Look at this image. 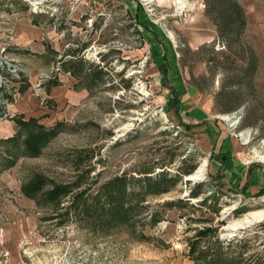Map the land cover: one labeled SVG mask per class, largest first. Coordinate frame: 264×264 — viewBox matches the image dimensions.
<instances>
[{"label":"rangeland","instance_id":"374dc122","mask_svg":"<svg viewBox=\"0 0 264 264\" xmlns=\"http://www.w3.org/2000/svg\"><path fill=\"white\" fill-rule=\"evenodd\" d=\"M28 1L38 0H0V123L11 125L0 129V264H264V215L254 216L264 189L250 195L236 180L241 165L264 172V26L228 46L206 0H125L127 15L80 33L63 9L35 15ZM147 16L177 70L154 63ZM25 20L40 39L25 44L23 64ZM63 41L79 49L62 53ZM177 72L210 96L213 123L184 122L168 87ZM160 172L177 183L137 195L135 180ZM119 179L117 208L130 210L120 223L105 198Z\"/></svg>","mask_w":264,"mask_h":264},{"label":"crops","instance_id":"0c3cea01","mask_svg":"<svg viewBox=\"0 0 264 264\" xmlns=\"http://www.w3.org/2000/svg\"><path fill=\"white\" fill-rule=\"evenodd\" d=\"M242 7V9L245 12V24L246 28L248 29H254V26H264V0H236ZM149 19V17L147 16ZM149 19L147 24H142L141 28H144V32L147 35L148 43H150L149 47L150 49L154 50V53L151 54V57H153L154 63H157V66L164 65V62L168 65L170 62V58L167 56L162 55V49L164 48H170V42L166 39L168 36H165L163 34V30L159 27H155L152 24V20ZM141 22V21H140ZM258 23V24H257ZM18 32H20L19 40L20 43H23L24 45L31 42L34 43V41L40 39V32H38L37 28L34 27L30 20L21 22L18 27ZM144 33V34H145ZM28 45V44H27ZM27 45H25V52H21V56H17V60L23 64H25V53L28 54L29 50ZM35 45H39V43L35 42ZM31 47V46H30ZM32 50V49H31ZM36 50L40 52L41 47H36ZM174 58V57H173ZM172 58V59H173ZM171 67H167L166 70H177V63L169 64ZM22 69L27 70L29 72H32V69L29 66H21ZM23 70V71H24ZM175 85L174 86H168L171 87V92L173 95L172 98L176 97V103L180 106L182 104V111L184 113V122L186 124H189L190 126H198V127H205L206 124L213 123L215 121L214 118H217V116H214L210 113V108L212 105V100L210 99V96H203L201 91L197 89L195 86L192 85H185L182 78L180 77V73L177 72L175 75ZM179 77V78H178ZM65 94V93H64ZM64 94L60 90L51 91V96L54 100H61L64 98ZM67 94V93H66ZM70 95L67 94V97ZM0 129L3 130V132H6L11 129L10 124L6 123H0ZM212 136V135H211ZM207 138V137H206ZM208 140V138H207ZM209 143L211 142L208 140ZM209 148H212L213 145L208 144ZM218 164V163H217ZM219 165V164H218ZM221 165V164H220ZM222 166V165H221ZM229 166V165H228ZM240 166V165H239ZM232 169L235 170V166L231 165L228 167V170H230L232 173ZM238 176H236V180L241 181V185H243L246 181L248 182V190L250 191V195L256 194L259 190L264 189V172L260 171L254 167L249 169V171H246V168H243L242 165L239 167ZM235 177L234 175H231V179Z\"/></svg>","mask_w":264,"mask_h":264},{"label":"trees","instance_id":"16d2710c","mask_svg":"<svg viewBox=\"0 0 264 264\" xmlns=\"http://www.w3.org/2000/svg\"><path fill=\"white\" fill-rule=\"evenodd\" d=\"M205 13L214 21V25H216L217 38L226 42L228 46L233 39L237 38L245 29V12L235 0H206ZM29 121L32 123L34 122L33 119H30ZM49 135H51L49 132L44 131L42 134L38 133L36 142L42 144ZM25 145H27V143ZM5 165L11 166L12 162ZM190 172L191 171H188L187 174ZM135 181L141 186L142 190V192L137 195H145L149 194V192L154 194H164V192L177 183L178 176H171L167 175L165 172H160L155 176L148 175L142 178H137ZM123 182L124 180L119 179L118 183L120 186L118 190L115 192L109 191L105 195L107 201L106 213L110 215V219H115L118 223L127 220L129 214L128 211H130L122 206V208H117L119 204L123 203L127 196V193H125L123 188Z\"/></svg>","mask_w":264,"mask_h":264},{"label":"built area","instance_id":"2783aa9c","mask_svg":"<svg viewBox=\"0 0 264 264\" xmlns=\"http://www.w3.org/2000/svg\"><path fill=\"white\" fill-rule=\"evenodd\" d=\"M46 3L49 5H46ZM30 7L31 13L35 15L50 10V16H54L56 19L58 17L55 16V13L57 14V11H59L58 9L61 8V10L63 9V11L68 13L67 20H65L66 25L73 23V25H75L74 29L78 30L80 33L83 30L94 33L98 23L103 22L104 24V22L113 17L112 11H119L127 15L129 6L125 0H38L30 2ZM134 20L132 19L131 22L136 26ZM64 36V31H62L58 38L63 40ZM62 46V53L69 52L71 48L76 50L79 49L78 46H73L71 43L64 41L62 42ZM85 50L86 49L82 50L81 53Z\"/></svg>","mask_w":264,"mask_h":264},{"label":"bare ground","instance_id":"6f19581e","mask_svg":"<svg viewBox=\"0 0 264 264\" xmlns=\"http://www.w3.org/2000/svg\"><path fill=\"white\" fill-rule=\"evenodd\" d=\"M152 1H153V0H147L148 3H151ZM202 169H203V166L199 167L198 172H197L195 175H192V176L189 177V178H196V177L200 176V174L203 172ZM263 215H264V214H261V213H260V214H257V213L255 214V213H254V216L256 217L257 220H258V219L261 220V218L263 217Z\"/></svg>","mask_w":264,"mask_h":264}]
</instances>
